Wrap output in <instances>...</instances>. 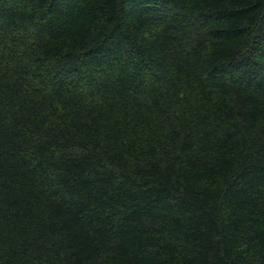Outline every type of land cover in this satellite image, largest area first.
<instances>
[{"label": "trees", "instance_id": "16d2710c", "mask_svg": "<svg viewBox=\"0 0 264 264\" xmlns=\"http://www.w3.org/2000/svg\"><path fill=\"white\" fill-rule=\"evenodd\" d=\"M0 264H264V0H0Z\"/></svg>", "mask_w": 264, "mask_h": 264}]
</instances>
